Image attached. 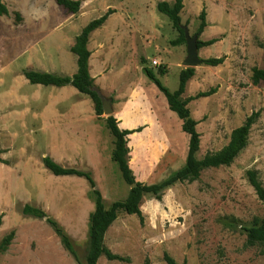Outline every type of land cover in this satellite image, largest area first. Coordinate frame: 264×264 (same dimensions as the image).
<instances>
[{"label": "rangeland", "instance_id": "1", "mask_svg": "<svg viewBox=\"0 0 264 264\" xmlns=\"http://www.w3.org/2000/svg\"><path fill=\"white\" fill-rule=\"evenodd\" d=\"M2 1L9 5V0ZM81 1L76 14L64 13L78 30L108 8L114 10L89 35V73L96 89L104 98H117V109L129 105L134 111L155 112L162 123L160 129L133 134L127 144L135 180L158 183L184 166L189 139L181 130V120L145 74V69L150 70L173 92L179 72L185 69L186 42L172 44L179 34L156 9L158 2L172 4L173 0ZM182 3L180 26L189 37L196 36L204 9L207 24L197 40L216 39L197 50L202 63L193 67L183 94L186 98L215 88L210 96L188 103L200 134L196 158L221 149L252 111L260 114L246 147L230 165L203 169L193 182L175 183L162 192L161 200L145 194L140 204L143 224L137 216L119 211L103 242L129 262L100 256L97 264H144L146 259L147 264H166L164 253L177 264H264L261 247L246 246L242 231L264 217V205L245 177L246 170H257L264 187V82L253 85L250 80L252 67L264 68V50L257 44L264 39V0ZM9 9L0 16V157L6 162H0V242L11 231L14 237L0 251V264H85L89 214L94 207L89 185L83 178L53 176L42 158L49 156L63 167L88 172L106 209L114 201H123L129 187L111 159L114 138L105 115H95L92 101L75 90L55 95V86L31 85L23 77V69L66 76L67 57L59 56L57 36L45 33L41 21L33 19L25 26ZM210 57H224V61L210 67L203 62ZM153 60L158 62L155 67ZM52 94V105L63 102V114L38 104ZM25 204L58 222L74 241V256L62 247L44 218L22 214Z\"/></svg>", "mask_w": 264, "mask_h": 264}, {"label": "trees", "instance_id": "2", "mask_svg": "<svg viewBox=\"0 0 264 264\" xmlns=\"http://www.w3.org/2000/svg\"><path fill=\"white\" fill-rule=\"evenodd\" d=\"M55 3L65 9L70 14H76L81 7V0H54ZM183 8L182 0H173L172 4L166 1L158 2L156 9L159 13L165 15L171 22L173 28L178 32V37L172 42L173 45L181 44L185 41L184 31L180 26L179 13ZM114 13V10L108 8L102 15L89 21L82 27L80 33L74 38V43L70 47V52L76 56V72L71 76H59L53 73L40 72L29 69H23L22 75L31 85L56 86L61 87L71 85L80 94L87 96L93 103V110L98 118L103 113L101 100L97 94L94 84V78L89 73L88 60L90 51L87 48L89 35L100 28L107 18ZM8 10L5 4L0 0V16L7 15ZM15 20L20 21L21 17L15 13ZM206 13L202 9L199 14V24L197 26L196 35H200L206 27ZM216 39L207 41L197 40V48L211 46ZM258 46L264 50V39L257 42ZM224 57H210L203 60L204 64L210 67H216L223 63ZM148 79L155 85L158 91L164 96L168 109L172 111L178 119L181 120V130L188 135V148L184 166L177 171L171 173L164 180L155 184H145L136 181L133 173L128 165L129 148L127 146V136L136 132H140L143 126L135 129H120L117 120L113 115L104 118L105 124L114 138V146L111 159L114 161L120 171L121 177L129 187L127 197L123 201H114L110 207L106 209L102 202V196L96 188L95 183L88 172L70 167H63L55 162L49 156L42 158V164L53 176L64 177L74 176L83 178L89 185V196L93 201V211L89 214L88 239L89 248L85 259V264H97L98 258L103 256L108 261L129 262V258L112 253L104 245V234L109 226L115 221L118 212L127 215H135L140 224H143L144 217L140 209L142 198L145 194L152 195L156 200H161L162 192L174 185L175 183L193 182L199 178L200 172L207 168H216L220 166L230 165L237 155L243 150L248 141V135L251 126L259 117L260 111H252L245 117L241 125L234 128L230 134L228 142L219 150L213 153L205 154L201 159H197L195 154L200 146V134L196 130L197 121L190 114L188 103L192 100L208 97L215 92V88L207 91L198 92L194 96L184 98L183 94L186 84L194 75V68H185L179 72L178 86L176 90L170 92L159 79L148 69H145ZM163 74V73H160ZM251 83L253 85L264 82V68L252 67ZM3 151L0 149V156ZM0 162L6 163L0 157ZM245 177L249 185L254 190L257 199L264 205V187L258 178V172L254 169L245 171ZM22 214L34 218H44L46 223L58 237L62 247L74 256V241L63 230V228L54 219L47 217L45 212L37 207L25 204L22 207ZM2 214H0L1 225ZM242 231L246 235V246L259 245L260 253L264 254V217L251 226L242 227ZM14 237V231L5 235L0 242V251H5ZM163 260L166 264H177L174 259L167 253L163 254ZM144 264H147V259Z\"/></svg>", "mask_w": 264, "mask_h": 264}, {"label": "crops", "instance_id": "3", "mask_svg": "<svg viewBox=\"0 0 264 264\" xmlns=\"http://www.w3.org/2000/svg\"><path fill=\"white\" fill-rule=\"evenodd\" d=\"M5 6L8 11H10L9 8H11L13 11L17 12L21 16L22 22L25 24V26H28L30 24L28 22L31 21L33 23L34 22L33 19H36L37 21H41L40 25L44 29L45 33L47 34L53 33L54 35L57 36L60 44L59 45L60 50L59 51L57 50V53L59 54V56L63 55L67 57L66 65L69 67V71L66 76L71 77L76 72L77 66H76V56L70 52V47L73 45L74 38L80 33L82 28L80 30L75 28V22L73 21V19L70 16H66V14H64L68 12L62 7L58 6L54 0H9V5H5ZM70 15H74V14H70ZM109 18L110 17H108L106 21H108ZM89 42H90V38H88L87 48ZM50 54L52 53L46 52L45 55L49 56ZM49 64L51 65V63ZM46 65L48 64H45L44 66ZM43 72L46 71L44 70ZM74 90L77 91L71 85H65L61 87L55 86V90L52 93H54L55 95H59V93H63L64 91H74ZM54 94L47 96V99L41 100L40 102H38V104L44 105V108L55 107L56 111L60 114L62 113L61 109L65 110V108H63L62 106L63 102L54 105L51 104L50 101ZM111 105L113 109L112 115L116 118L118 127L120 129L131 130V129H135L138 126H143L144 128L142 129V131L133 133L135 135H141V133L143 132L155 130L158 128L160 129L162 126V123L155 112L146 113L143 112V110L134 111L133 109H131L129 105L123 106L121 109H117V105H118L117 98H114V101H111ZM133 134L127 136L128 145L130 144L131 137ZM90 135L91 138L94 139V135H92V133L87 132L86 136L90 137ZM135 137H137L135 140H139L138 136Z\"/></svg>", "mask_w": 264, "mask_h": 264}, {"label": "water", "instance_id": "4", "mask_svg": "<svg viewBox=\"0 0 264 264\" xmlns=\"http://www.w3.org/2000/svg\"><path fill=\"white\" fill-rule=\"evenodd\" d=\"M184 31V39L186 42L187 46V54L185 59L182 62V65L185 66V68H193L194 66L202 63L201 59L197 58V35L189 37L188 33L186 30L183 28ZM146 65V64H145ZM97 94L101 100V107L103 110V115L110 116L113 113L112 105H111V100L104 98L97 90Z\"/></svg>", "mask_w": 264, "mask_h": 264}, {"label": "built area", "instance_id": "5", "mask_svg": "<svg viewBox=\"0 0 264 264\" xmlns=\"http://www.w3.org/2000/svg\"><path fill=\"white\" fill-rule=\"evenodd\" d=\"M151 65L154 66V67L157 66V65H158L157 60H153V61H151Z\"/></svg>", "mask_w": 264, "mask_h": 264}]
</instances>
